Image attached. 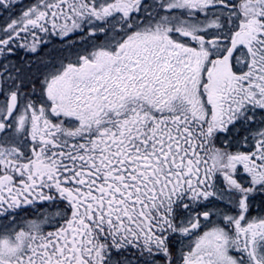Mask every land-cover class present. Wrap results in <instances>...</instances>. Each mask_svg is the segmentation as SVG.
I'll list each match as a JSON object with an SVG mask.
<instances>
[{
  "label": "snow or ice",
  "instance_id": "obj_1",
  "mask_svg": "<svg viewBox=\"0 0 264 264\" xmlns=\"http://www.w3.org/2000/svg\"><path fill=\"white\" fill-rule=\"evenodd\" d=\"M0 264H264V0H0Z\"/></svg>",
  "mask_w": 264,
  "mask_h": 264
}]
</instances>
